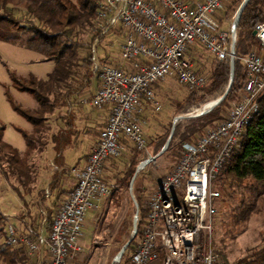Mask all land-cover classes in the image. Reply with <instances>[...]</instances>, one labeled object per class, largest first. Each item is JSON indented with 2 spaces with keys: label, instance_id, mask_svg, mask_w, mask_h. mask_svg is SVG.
<instances>
[{
  "label": "built area",
  "instance_id": "2783aa9c",
  "mask_svg": "<svg viewBox=\"0 0 264 264\" xmlns=\"http://www.w3.org/2000/svg\"><path fill=\"white\" fill-rule=\"evenodd\" d=\"M236 0H102L93 26L95 50L111 35H122L120 51L131 69L104 64L95 54L99 88L83 104L110 108L105 128L86 164L73 169L75 184L60 204L48 234L27 224L19 231L7 223L6 243L22 246L32 264H72L82 252L86 214L112 193L106 180L107 161L119 157L123 142L147 152L143 102L159 112L154 85L169 76L188 91H200L211 77L196 70L187 57L199 44L222 62L231 57L232 28L222 29L216 16ZM262 51L241 57L246 71L242 98L225 119L196 141L179 149L171 172L148 198L138 240L126 264H231L215 250L213 235L218 178L264 98V23L255 27ZM237 58V56H236Z\"/></svg>",
  "mask_w": 264,
  "mask_h": 264
},
{
  "label": "trees",
  "instance_id": "16d2710c",
  "mask_svg": "<svg viewBox=\"0 0 264 264\" xmlns=\"http://www.w3.org/2000/svg\"><path fill=\"white\" fill-rule=\"evenodd\" d=\"M242 1L236 0L227 8V11L235 8L236 12V5ZM98 5L97 0H0V41L21 43L27 49L41 54L45 61L54 65L46 79L33 76L12 77L14 87L30 94L38 104L37 108L30 110L11 101L13 109L33 126L32 133L22 132L27 145L25 153H21L4 141L5 129L0 126V175L23 201L25 195L32 193V184L36 180L37 167L34 158L41 155L49 142H52L59 162L65 150L73 143L76 133L74 111L80 109V94L87 90L93 78L98 76L94 66L96 50L93 47L95 37L92 31ZM261 23H264V0H251L237 28L235 78L228 97L220 106L206 115L178 121L168 152L175 146L179 147L196 141L199 138L196 137L198 134L225 119L226 116L223 117L221 113L222 109L238 90L243 89L246 80V71L240 58L260 45L253 33L255 27ZM86 30L91 31L92 34V39L88 43L80 40L81 34ZM22 34L28 35L26 41H21ZM194 54L193 50L189 51L188 59L193 61ZM215 61L219 64L214 70L212 83L200 91H190L186 99L188 103L196 100L197 93L203 95L215 93L230 82V58L222 62L217 59ZM103 63L107 64V61L104 59ZM192 111L184 110L181 114ZM52 119H56L57 123L63 122L64 126L59 127L57 132L53 131ZM44 132L49 133L45 142L37 138V136H43ZM168 137L169 135L157 145L154 156L163 148ZM148 158L144 157L141 162ZM246 181L254 183L251 187L258 194L255 198H259L263 194L260 186L264 188V98L260 101L259 113L247 127L217 182L225 195L227 182L230 187L241 186ZM43 195V197L46 196ZM256 206L254 200L249 203L242 201V204L235 209L236 224L248 222L258 211ZM141 213L142 210H140V216ZM47 218V227L51 230L53 217ZM141 222L142 218L138 222L139 232ZM6 225L7 219L0 216V234L4 240V243L0 245V258L3 263L32 264L22 246L12 247L6 243ZM135 240L128 248L129 251L127 250L122 264L129 261ZM215 245V250L222 253ZM236 264H264V243L257 249L251 250Z\"/></svg>",
  "mask_w": 264,
  "mask_h": 264
},
{
  "label": "rangeland",
  "instance_id": "374dc122",
  "mask_svg": "<svg viewBox=\"0 0 264 264\" xmlns=\"http://www.w3.org/2000/svg\"><path fill=\"white\" fill-rule=\"evenodd\" d=\"M97 1L100 3L102 0ZM242 2L236 5L237 10ZM234 9L231 11H227V9L226 11L223 10L221 14L225 29L232 28L237 12ZM27 38L28 35L22 34L21 41H26ZM91 39L92 34L89 30H86L80 36V40L85 43H88ZM115 44L118 49L120 43L116 42ZM254 49L262 51L260 45ZM196 50L197 53L195 55L198 56L196 61H194L196 70L200 73L208 74L211 77L210 83H212L214 70L219 62L215 61L205 50L201 48H196ZM99 51L102 53L101 49ZM246 55L243 54L241 57ZM118 58L126 62L121 54L118 55ZM52 70L53 64L45 61L41 54L27 49L21 43L13 44L0 41V126L5 129L4 141L16 149L22 151L27 148L22 132L32 133L33 126L25 117L13 109L11 101L24 109L30 110L37 108L38 104L30 94L21 92L14 87L12 77L29 78L33 76L38 79H46ZM228 86L229 83L211 94L205 93L203 95L202 93H197L196 100L194 99L192 103H188L186 99L189 97L190 91L178 83L176 76H169L165 81L154 85L153 90L156 100L162 108L161 111L157 112L153 106L148 107V112L145 115L147 122L145 131L150 122L154 123L156 121H162L165 124V130L158 140L156 139L157 143L154 139V133L149 137L148 152H139L131 143L126 141L125 151L119 157L107 163L106 180L108 185H111L112 193L110 196L104 198L103 206L96 215V223L94 222L93 229L91 226L85 225V239L89 243L85 254L81 257L78 256L72 264H113L119 249L132 235L133 219L136 214L134 200L138 204H141L139 205V209L142 210V213L141 216L139 214V219L144 218L147 211L148 198L155 190L157 184L177 164L181 146H175L159 160L141 170L136 177L131 192L130 183L142 159L154 156V152L157 150L156 147H158L157 145L170 135L175 117L195 115L204 111L226 92ZM242 93L241 89L238 90L236 95L227 101L225 108L221 112L223 117L239 102L242 98ZM201 95L202 97L200 98ZM144 104L145 102H143V106ZM182 110H193L194 112L181 114ZM217 123L219 122L214 123L196 137H201L209 128L214 127ZM47 135L49 133L44 132L43 136H37V138L45 142L47 141ZM40 158H42L40 155L34 158L37 171L41 166L43 167ZM251 184L253 187V182L246 181L241 186L229 187V182H227V192L225 195L223 190L219 188L218 182L216 184L221 197L216 204L217 214L215 217L213 243L229 259L231 264H236L239 259L245 257L251 250L257 249L264 243V188L260 186L263 194L256 199L255 197L258 194L256 191H253L254 188L251 187ZM10 190L11 188L0 175V216L5 219L6 217L2 212L7 213L9 216H15L20 211V201ZM244 200L246 203L254 200L258 211L248 222L236 224L234 219L235 209ZM92 217V211L88 212L86 214V223L91 222L93 220ZM1 235L0 245L4 243ZM137 240L138 238H136L135 243ZM0 264H4L1 258Z\"/></svg>",
  "mask_w": 264,
  "mask_h": 264
},
{
  "label": "crops",
  "instance_id": "0c3cea01",
  "mask_svg": "<svg viewBox=\"0 0 264 264\" xmlns=\"http://www.w3.org/2000/svg\"><path fill=\"white\" fill-rule=\"evenodd\" d=\"M226 9L224 11H226ZM222 12L223 11H220L216 16V20L219 22L221 28L225 29V25L223 24V20L221 18ZM123 39L124 38L121 34L107 37L105 39L106 41H103L104 44L102 43V45L97 48L96 53L97 57L102 62L104 59L107 61V65H116L125 70H130V64L118 58V55L121 54L120 44L118 45L117 49V45L115 43H121L123 42ZM196 48L203 49V47L200 45H195L190 49V51L193 50L196 54ZM100 49L102 50V53H100ZM195 54L193 55V61L189 59L193 63L196 61V58H198V56ZM98 88L99 78L96 76L93 78L91 86L80 94V109H76L74 111L76 115V133L73 137L72 145L68 147L63 153V158L58 162L54 144L49 142L45 151L40 155L42 157L40 158V161L43 164V167L41 166V168L37 171L36 180L32 184V193L25 195V200L23 201L12 189L10 190V192L15 194L20 201V211L15 216H9L5 212L2 213L6 217L7 223L16 225L19 231L25 230V226L30 224L36 233L46 235L50 232L46 223L48 219L47 217L49 216L54 218L60 204L67 197L75 184V179L71 175V171L73 169L84 167L92 146L96 143L100 132L105 128L108 122L110 115L109 107L98 110L89 105L83 104L84 100L92 98ZM152 106L153 105L145 102L144 106L142 107L143 118H145V115L148 112V107ZM52 123L54 132H57L59 127L64 126L63 122L60 121L57 123L56 119H53ZM164 130L165 124L162 121H156L154 123L150 122L145 131L148 146L150 143L149 137H151L154 133V139L158 140V138L163 134ZM157 140L156 143L158 142ZM123 144V151H125L126 143L123 142ZM19 151L21 153H25L26 148L25 150ZM110 160H108L107 163ZM43 194L46 196L43 197ZM103 202L104 199L96 202V208L90 210L92 211L93 220L91 222H87L86 226L89 225L93 229V226L95 225L94 222L96 223V215L101 210ZM88 243L89 242L86 241L84 236V239L81 242L82 252H80V257L85 254Z\"/></svg>",
  "mask_w": 264,
  "mask_h": 264
},
{
  "label": "water",
  "instance_id": "95a60500",
  "mask_svg": "<svg viewBox=\"0 0 264 264\" xmlns=\"http://www.w3.org/2000/svg\"><path fill=\"white\" fill-rule=\"evenodd\" d=\"M250 2H251V0H244L242 2V4L240 5V7L238 8V10L236 12V15H235V18L233 21V25H232V46H231V57H230L231 74H230V82H229L228 89L220 98H218L215 102H213V104L209 108L205 109L200 114H198V115H182V116L175 117L172 128H171L170 135H169L165 145L163 146V148L155 156H150L148 159L141 162L140 165L138 166L136 173L133 176L131 183H130L131 192H132L134 182H135L136 177L139 174V172L141 170H143L144 168H146L151 163H154L157 160H159L162 156H164L168 152L170 145H171V142L173 140L175 131H176V124L178 121L185 120V119H191V118H197V117H200L202 115H206V114L210 113L211 111H213L214 109H216L218 106H220L228 97L230 90H231V87H232V84L234 82V78H235V61H236V55H237V52H236L237 28L239 26V23L241 21V18H242L244 11L246 10V8ZM253 34H254V36H256V32H254ZM134 201H135L134 203H135V207H136V214H135L134 219H133L132 235H131L130 239L121 247L119 252L116 254L114 261H113V264H120L122 262L128 248L130 247V245L134 242V240L138 236V232H139L138 220H139L140 209H139L138 202L136 200H134Z\"/></svg>",
  "mask_w": 264,
  "mask_h": 264
},
{
  "label": "bare ground",
  "instance_id": "6f19581e",
  "mask_svg": "<svg viewBox=\"0 0 264 264\" xmlns=\"http://www.w3.org/2000/svg\"><path fill=\"white\" fill-rule=\"evenodd\" d=\"M214 102H215V101H214ZM212 104H213V103H212ZM212 104H211V105H212ZM211 105H210V106H211ZM210 106H209V107H210ZM209 107H208V108H209ZM202 112H203V111H202ZM200 113H201V112H200ZM200 113H198V114H200ZM198 114H195V115H198Z\"/></svg>",
  "mask_w": 264,
  "mask_h": 264
}]
</instances>
